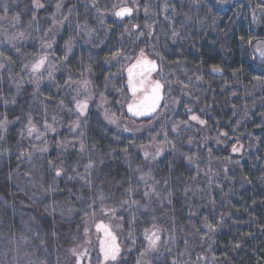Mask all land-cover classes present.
Segmentation results:
<instances>
[{
    "label": "trees",
    "instance_id": "trees-1",
    "mask_svg": "<svg viewBox=\"0 0 264 264\" xmlns=\"http://www.w3.org/2000/svg\"><path fill=\"white\" fill-rule=\"evenodd\" d=\"M122 1L40 0L44 7L37 9L34 0H0V52L11 57H0V121L7 120L0 127V264H78L85 230L96 218L118 236L120 248L115 261L102 264H138L145 252L149 264H264V69L255 66L248 43L264 39V19L255 25L254 13L264 0L227 6L182 0L188 21L178 16L182 26L151 35L147 14L135 16L133 0H127L131 17L110 12ZM193 2L200 5L190 12ZM57 3L60 28L72 33L46 40ZM83 25L90 38L76 44ZM45 42L56 62L65 60L55 82L25 67ZM141 49L159 60L155 77L164 84L162 107L149 119L126 113L133 97L124 69ZM117 50L122 55L111 58ZM86 71L93 98L104 93L109 110L133 122L125 126L129 133L108 124L93 98L85 115L75 110L82 90L65 78ZM192 114L206 123L190 120ZM29 118L38 130L31 136ZM160 144L162 156L145 159V148L155 154ZM233 145L243 147L233 153ZM156 229L160 241L144 251L145 231Z\"/></svg>",
    "mask_w": 264,
    "mask_h": 264
},
{
    "label": "rangeland",
    "instance_id": "rangeland-1",
    "mask_svg": "<svg viewBox=\"0 0 264 264\" xmlns=\"http://www.w3.org/2000/svg\"><path fill=\"white\" fill-rule=\"evenodd\" d=\"M136 6V10H135V16H139V14L141 13V10L143 13L147 14V29L149 31V35L154 34L155 30H159V31H165L166 29H168L167 31H171L174 29L171 28L172 26H182V24H180V21L178 19V16H183L184 18H186V20L184 19V21H188V17H189V13H184V12H180L181 7V1L182 0H151L150 2H148L147 4L140 6L137 5L138 4V0H133ZM223 3V6H227L226 4L230 1V0H221ZM252 1L254 0H244V2H249L252 4ZM189 2V1H188ZM137 3V4H136ZM190 3V2H189ZM195 3V2H193ZM99 5H101L102 3H98ZM97 4V5H98ZM127 4V0L126 1H122V4ZM199 3L196 5V3L194 4V6L192 8H190V12L196 10L199 7ZM145 8H147V13L145 12ZM109 11V10H108ZM257 11V12H256ZM60 12V9L57 10V14H55L51 20L52 21H57L58 20V14ZM115 12V10H111L110 11ZM181 13V14H180ZM255 13V17L257 18L255 20V25H261L262 20L264 19V5H261L260 8L256 9L254 11ZM55 18V19H54ZM66 19H64V21H59L62 25H64ZM177 21H179V23H176ZM264 21V20H263ZM133 23V22H130ZM170 26V27H169ZM45 38L46 40H49V38H54L57 39L58 37H61L62 34H65L67 36H69L67 33L70 32V30L66 27V25L62 26L60 28V24L57 22L54 23V26L50 29L46 28L45 29ZM158 32V31H157ZM72 33V32H70ZM77 39L75 41V43H82V38H90V36L87 35L86 33V28L84 27V25L78 29L77 33ZM3 35L1 34L0 31V36ZM147 36V33L145 34ZM148 35V36H149ZM174 36H177V32L176 30L174 31ZM6 36H7V31H6ZM156 38V37H155ZM45 40V41H46ZM257 42H264L263 38H257L253 41V43L250 45L251 46V52L253 54V58H254V64L257 68L259 69H264V63H262L261 59H260V54L259 52L255 51ZM76 43V44H77ZM158 41L153 43L155 45L154 51L158 52L160 51L159 46H158ZM48 44V43H47ZM46 42L42 43L41 45V53L37 56L38 58L43 55V54H47L48 56V61L45 64L44 68L41 70V73H36L34 74V76L36 78L39 77H44V79L48 80V79H52L54 82L57 80L56 75L59 74L60 72H58V69L60 68L61 64H63L65 62V60H61L60 62H56L53 58V53L51 51V48H47L46 47ZM53 54H51L50 52ZM37 58V59H38ZM36 59V60H37ZM65 67H66V63H65ZM51 71V77H49L48 72ZM62 75V74H61ZM92 74L88 71H86L85 73H83L82 75L74 78L72 81H69L68 78L66 79V82H68V84H73L75 87H77L78 89L80 88L82 90V96L84 97L82 99V102L88 100V101H92L93 98V91L96 92L95 86L93 85L91 76ZM83 81H88L87 86H85L82 82ZM93 100L96 102L97 106H99L103 112L104 117L107 115L109 116H114L115 117V123H110L108 119H106V121L108 122V124H110L111 126H114L116 128L119 129H127V127H125L126 125H133V122H128L126 121V119H124L123 117H120L118 115H116L114 112H112L111 110H109L108 106H107V102L108 99L106 98L104 93H101L99 96L94 97ZM109 103V102H108ZM121 125H124V127H121ZM53 127H51V130H48L49 133H52ZM55 131V130H54ZM53 131V132H54ZM126 131V130H124ZM127 133H129L130 131L127 130ZM45 134L41 133L39 134V146L43 145V139H44ZM161 146L158 147L159 149H163V144H160ZM42 149V148H41ZM44 149V147H43ZM46 151V150H45ZM155 151V150H154ZM151 149L145 148L144 152H148L151 156L154 152ZM156 153V152H155ZM163 152H161V156H162ZM96 221H92L91 225L88 227L87 231H85V235L83 237V253L85 254L84 256L87 255V259L85 260V257L83 256L82 258L79 259L78 264H102V257L100 255L99 252V238L102 236V232L101 231H97L96 225L99 223L98 218H96ZM119 221V220H118ZM118 228L121 230L122 234L123 233V229L124 227H122V223L121 221H119L118 224ZM113 231V230H112ZM126 233V232H125ZM151 233V231L149 232ZM129 235V234H127ZM124 240V237H123ZM120 245H122V243H120ZM145 246L144 251L146 250H150L149 245H148V241L145 240V244H143ZM76 251V249H73ZM140 259L138 260V264H149V256H148V252H145L142 256L140 255ZM69 261V262H68ZM66 262H60L59 264H74L75 262L68 260ZM107 263V262H106ZM105 263V264H106ZM108 264V263H107Z\"/></svg>",
    "mask_w": 264,
    "mask_h": 264
},
{
    "label": "snow or ice",
    "instance_id": "snow-or-ice-1",
    "mask_svg": "<svg viewBox=\"0 0 264 264\" xmlns=\"http://www.w3.org/2000/svg\"><path fill=\"white\" fill-rule=\"evenodd\" d=\"M34 6L37 9H41L44 7V5L40 2V0H34ZM61 3L56 4L57 10L61 8ZM114 8L116 7L115 5L113 6ZM71 11V10H69ZM99 11V9H98ZM4 12H8V8L5 6ZM145 12L147 13V8H145ZM133 14V8L127 7V6H122L119 8V10L114 12V15L119 18H124L126 16H132ZM14 20L18 21L19 17L16 16L13 18ZM35 19V17H33ZM55 19V18H54ZM101 22H103L101 20ZM86 28L87 25H84ZM20 37L23 38L24 33L21 32ZM143 35V33H141ZM9 39H15V37H10ZM243 40L244 38L241 37ZM249 45L253 43L251 39L248 40ZM51 44H47V48H51ZM65 47H66V55L67 52H70L72 49V43L71 39L69 41L65 42ZM18 50V49H17ZM255 51L259 52L260 54V59L262 63H264V42H257ZM122 55V50H117L112 53L113 59H116ZM0 57H3L6 60H10L11 57H5L3 52H0ZM124 59H128L127 56H124ZM48 61V56L47 54L41 55L37 60H35L31 65H26V68H30V71L33 74L36 73H41V70L44 68L45 64ZM3 64H0V67H3ZM156 71V62L154 60H149L144 52L143 49H141L139 56L136 58V61L134 64H131L127 68L128 72V88L133 94V102L128 104V111L132 113L134 116H148L151 115L156 111V109L159 107V102L161 99V89L163 88V85L160 83L159 80H152V73ZM212 72L214 73H220L222 72V69L219 66L213 65L212 66ZM49 77H51V71L48 72ZM197 79H202V77H197ZM85 86H87L88 81H83L82 82ZM138 93H143V96H141L139 99H136ZM88 108L87 101L80 102L77 101L76 103V111L80 113V115H85L86 110ZM191 112V109L188 110ZM106 119L109 120L110 123H115V117L114 116H109L106 114L105 116ZM190 120L196 121L197 123L204 125L206 123L205 120L201 119L198 115L192 114L189 117ZM7 123V120L5 118L4 121H0V127H2L4 124ZM182 123H187L186 121ZM80 126V121L77 120L73 123L72 128H78ZM51 126L45 124V130L50 129ZM177 126L173 127V131H176ZM54 131V129H52ZM126 131L128 129H125ZM38 130L35 127V125L32 124L31 119L29 118V127H28V135L31 136L33 133H36ZM223 135L227 136V133H224ZM39 138V135L37 136ZM165 139H167V136L165 135ZM242 145L232 146V152L237 153L241 151ZM84 145L81 144V151H83ZM46 149H41V151H45ZM162 152V149H157L155 154H152V159H156ZM149 153L145 152L144 156L145 159L149 158ZM187 159L190 162H194L192 157H187ZM92 164L89 163L86 165V168H91ZM61 173L59 170H57L56 175L59 176ZM141 179H144V176H141ZM145 196H148L149 193L145 192ZM171 195V193H169ZM206 226L208 227L209 231H215V228L211 224H207ZM155 227V226H154ZM97 231H103L104 233V239L100 241L101 248L100 251L104 255V259L107 260H112L115 261L118 257V254L120 252L119 245L116 243V237L112 234V232L109 230V228L106 225L103 224H97L96 225ZM87 231V230H85ZM158 229L155 231H151V233L148 232V230L145 231V239L148 241V245L150 249H155L157 243L160 241V236L158 235ZM74 255H77L75 250L73 251ZM85 254L81 253L78 255V262L79 259L82 258ZM173 264H176L174 261Z\"/></svg>",
    "mask_w": 264,
    "mask_h": 264
},
{
    "label": "water",
    "instance_id": "water-1",
    "mask_svg": "<svg viewBox=\"0 0 264 264\" xmlns=\"http://www.w3.org/2000/svg\"><path fill=\"white\" fill-rule=\"evenodd\" d=\"M123 6H127V7H131V6H129V5H123ZM120 7H122V6H120ZM120 7H118L117 9H116V11L117 10H119V8ZM132 8V7H131ZM130 16H126V17H124V18H122V19H127V18H129ZM118 19H121V18H119V17H117ZM149 60H154L155 62H156V71L155 72H153L152 73V75L153 74H155V73H157L158 71H159V69H160V65H159V62H158V60L156 59V58H153V59H151V58H149V57H147ZM135 61L136 60H134V61H132L131 63H129L126 67H125V74H126V76H127V78H128V72H127V68L131 65V64H134L135 63ZM222 72H220V74H221ZM157 80H159V79H157ZM160 81V83L163 85V83H162V81L161 80H159ZM128 86V85H127ZM163 88H164V85H163ZM161 89V99H160V102H159V107L156 109V111L154 112V113H152L151 115H148V116H134V115H132V113H130L129 111H128V104L129 103H132L133 101H131V102H129L128 104H127V106H126V112H127V115L130 117V118H139V119H149V118H152L153 116H155L156 115V113L157 112H159V110H160V108H161V106H162V104H163V101H164V89ZM128 90H129V88H128ZM129 93H130V95H132L133 96V94H132V92L129 90ZM142 96H143V94H142ZM140 98V97H139ZM108 227V226H107ZM103 232V231H102ZM115 237H116V243H117V241H118V237L114 234V233H112ZM102 239H104V235L100 238V240H99V245H100V248H101V244H100V241L102 240ZM100 251V250H99ZM100 254H101V256H102V258H103V260L104 261H106L105 259H104V255H103V253L100 251ZM108 261V260H107Z\"/></svg>",
    "mask_w": 264,
    "mask_h": 264
}]
</instances>
